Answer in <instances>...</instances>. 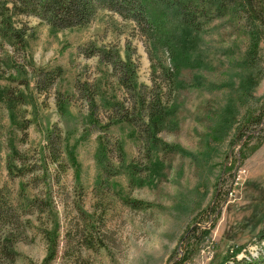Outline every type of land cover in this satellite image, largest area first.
Instances as JSON below:
<instances>
[{
	"label": "rangeland",
	"instance_id": "1",
	"mask_svg": "<svg viewBox=\"0 0 264 264\" xmlns=\"http://www.w3.org/2000/svg\"><path fill=\"white\" fill-rule=\"evenodd\" d=\"M18 20L32 34L25 53L0 43V88L23 95L14 115L0 102V197L13 214L16 252L14 260L0 253V264H42L43 232L51 228L57 253L50 264H168L195 225L208 233L189 264H220L238 245L245 249L239 258L261 253L264 241H254L264 218V139L250 151L256 140L248 142L233 176L223 172L246 139L236 142L247 106L240 100L243 74L236 57L221 56L236 41L241 48L242 35L228 36L232 31L215 21L199 45L204 68L192 60L180 67L176 92L168 95L164 85L150 90L145 41L132 21L102 8L80 27L52 29L34 15ZM92 46L122 60L129 54L142 94L171 101L158 134L165 149L146 144L141 125L111 120L113 104L130 112L134 96L119 86L110 65L82 53ZM43 72L54 76L49 85ZM252 95V108L264 103L263 80ZM8 156L23 174L8 175ZM34 197L40 206L26 204Z\"/></svg>",
	"mask_w": 264,
	"mask_h": 264
},
{
	"label": "trees",
	"instance_id": "2",
	"mask_svg": "<svg viewBox=\"0 0 264 264\" xmlns=\"http://www.w3.org/2000/svg\"><path fill=\"white\" fill-rule=\"evenodd\" d=\"M100 8L110 10L134 23L144 38L150 61L152 82L150 90H162L164 85L167 87L168 95L176 92L177 72L180 67L188 66L192 60V63L204 68L201 61L205 58L199 45L202 35L216 23L215 21L232 31L228 36L235 33L242 35L244 40L241 48L237 47L236 41L221 54L223 59L236 57L234 63L243 74L240 100L244 105L247 104L244 119L236 129V142L246 139L241 142L240 152L234 161L223 167L224 173L233 176L235 164H240L247 155L243 149L248 142L256 140L250 146V151L259 147L264 139V103H255L252 108L250 102L254 85L259 80L264 81V0H0V43L4 42L12 50L25 53L28 39L32 34L28 33L26 25L18 20L20 15H34L45 21L52 29H65L86 25ZM220 43L224 41L221 40ZM82 53L86 57L96 55L101 62L110 65L117 76L119 86L126 92L133 93L132 111L129 112L128 107H124L123 104H113L115 114L111 120L128 122L136 128L141 125L143 129H140L139 133H143L141 137L145 143L152 146L159 144L162 150L165 149V144L160 143L158 134L165 122L166 109L171 101H163L160 95L150 94L151 96L147 98L146 94H142L129 54L122 60L118 53L95 46L87 48ZM165 55L170 63L168 66L163 64L162 57ZM4 61V57H0V67L5 64ZM3 73L0 68V79H3ZM43 73L45 82L49 85L54 76L50 72ZM84 85L77 83L76 87L82 90L86 87ZM22 98V93L12 86L0 88V102L5 104L11 115H14L16 106ZM88 99L89 102H93V96L89 95ZM58 101L59 107L65 105L64 99L58 97ZM149 151L147 148L146 158L150 157ZM103 165L105 167L106 163L103 162ZM6 168L10 176L23 174V169L14 164V157L8 156ZM227 191L228 189L224 193ZM38 201L39 199L34 197L26 200V204L40 206ZM124 201L132 208L139 209L144 206L139 200ZM43 211V208L36 209L37 213ZM12 219L10 207L4 206L0 197V253L5 254L10 260H14L16 255L13 250L14 240L11 238ZM262 223V228L254 241L257 244L264 241V218ZM43 233L47 252L42 264H50L57 253V232L55 228H51L44 230ZM207 233V229H199L198 225L189 229L187 236L181 239L183 250L180 256L168 264H189ZM243 249L242 245L233 247L223 255L220 264H264V245L261 244V253L256 258L247 259L243 256L239 258V254L245 250Z\"/></svg>",
	"mask_w": 264,
	"mask_h": 264
}]
</instances>
